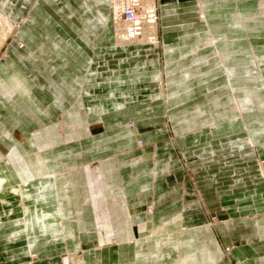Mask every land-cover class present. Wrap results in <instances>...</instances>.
Here are the masks:
<instances>
[{
    "label": "crops",
    "instance_id": "crops-1",
    "mask_svg": "<svg viewBox=\"0 0 264 264\" xmlns=\"http://www.w3.org/2000/svg\"><path fill=\"white\" fill-rule=\"evenodd\" d=\"M31 1L0 0V8L3 6L0 11L7 15L9 24L19 25L18 21L22 20L24 23L16 34L23 46L19 47L14 36L9 38L2 48L7 52V60L0 63V81L7 87L0 89V153H4L0 161V255L4 251L11 256L22 249L26 252L22 257L0 261V264H12L25 258L23 263H27L31 253H58L59 245L50 244L58 234L63 244L60 246L66 252L63 264L68 255L81 256L83 264H264V215L258 217L259 238H249L247 243L224 256L209 224L205 200L210 196L197 192L187 180L182 181L180 192L175 194V188L158 175L162 172L155 166L156 180L151 193L146 196L138 192L139 195L132 196L125 173L145 170L150 163L147 159H152L153 153L144 154L141 165H136V160L130 164L123 162L116 152L107 151L102 157L96 153L94 172L99 185L93 193L94 188L87 187L85 172L62 169L71 164L72 156H56L54 152L65 146L43 149L35 144L32 132L38 136L55 126L45 127L40 132H35L34 127L52 124L62 109H71L72 105L65 103L79 93V83L88 70L96 66L94 63L110 58L114 61L125 53L129 59L147 60L158 50L140 45L121 50L116 46L108 10L111 0H49L53 9L46 8L45 2L50 3L47 0ZM20 2V9L16 10ZM158 2L161 5L160 34L165 46L161 48L162 54L172 46L168 36L174 29L194 30L197 34L206 31L209 39L217 40L213 46L230 89L228 94L236 101L241 114L236 120L259 140L257 136L264 131V0ZM198 11L204 16L202 21L196 18ZM26 12H30L27 18ZM61 95H68L67 101H63ZM162 101L161 104L168 106V100ZM157 102L161 101L135 105L130 110L133 114L126 111V119L121 116V110L102 114L99 125L108 132L107 137H103L105 134L93 137L95 144L100 142L97 149L103 151L113 143V152L116 145L134 143L136 138L132 131H143L140 136L143 140H153L163 134L153 127L163 125L164 119L147 112L160 109ZM232 110L230 102L231 113ZM168 115L166 111L165 116ZM182 119L185 122L189 118ZM231 119L228 117L226 122L236 121ZM127 120L133 121L134 129L128 126ZM119 127L131 131L128 137H121ZM148 128L151 130H146ZM12 151L21 162V170L13 160ZM85 153L84 150L78 152L82 160L86 159ZM155 157L157 160L158 156ZM255 186L239 194L249 197L248 192L262 193V202L257 200L256 205H263L264 190ZM257 186L264 188V182H258ZM32 188L38 191L36 195L40 199L41 196L51 197L52 192L53 201H46L53 205L50 211L47 206V209L40 206L44 201L30 195L37 192L30 193ZM149 204L156 207V213L137 212L138 207ZM176 206L180 211L176 217L169 219L159 213L164 209L169 213ZM177 221L178 225L173 224ZM158 223L161 233L156 236ZM45 258L39 260L45 261Z\"/></svg>",
    "mask_w": 264,
    "mask_h": 264
},
{
    "label": "rangeland",
    "instance_id": "rangeland-1",
    "mask_svg": "<svg viewBox=\"0 0 264 264\" xmlns=\"http://www.w3.org/2000/svg\"><path fill=\"white\" fill-rule=\"evenodd\" d=\"M32 1L35 3L37 0ZM151 1L157 2L159 6V25L157 29L159 44L155 47L151 44L140 46H149L158 51L152 52L153 55L147 60H142L140 57L129 59L125 53L123 57L118 56L114 61L110 58L94 63L96 66L89 69L85 79L79 83V93L74 94L73 100L67 101L68 95H61L63 101H67L65 104L72 105L71 109H62L52 124L34 127L35 132H40L45 127L55 126L50 131L41 133L38 136H36L37 133L32 132V138H34L35 144L43 149L65 146L64 149L54 152L56 156L65 154L72 156L71 164L62 169L85 172L87 187L90 190L93 187V193L99 185L96 172H94L96 159L93 158H95L96 153L102 157L107 154V151L116 152L115 154L123 162L129 161L128 164H130L136 160V165L142 164L141 157L144 154L149 153L152 155L153 153L152 159H147L150 163L145 170L142 168L125 173V180L129 183L132 196L139 195L138 192L146 196L151 193L152 183L156 180L155 166L160 167L159 171L162 173H158V175L163 176V180L169 186L175 188V194L180 192L182 181L187 180V184L194 187L197 192H204L206 197L210 196L205 200L209 211V224L216 237V245L225 256L235 247L247 243L249 238L256 240L259 238L257 236L260 222L258 217L264 215V203L263 205H256V201L262 202V193L258 195L255 191L248 192L250 193L249 197H246L245 193H239L255 185V187L264 190L262 186H257L258 182H264V131H261L263 135L257 136L258 140L255 138V134L251 135V131H246L240 125V122L236 120L241 117V114L235 103L236 101L228 94L230 89L213 46L217 40L209 39L206 31H199L200 34H197L194 30H183L182 28L171 30L168 38H170L172 46L168 47L169 51L166 54H164L165 52L162 54L161 50L165 46L162 34H160L161 5L158 0ZM194 1L197 2V0ZM49 2H45L46 8L53 9L51 1ZM1 4L3 5V1ZM115 5L111 0L108 10L114 27L116 46L121 50H129L127 48L130 46L137 47L139 44H132L133 40H131L130 45H127L129 47H121L122 44H118L121 38L119 34L121 33L118 34V26L115 27L114 25L116 17L113 6L115 7ZM20 6L21 2L16 6V10L20 9ZM28 10H31V7ZM0 13L5 15L1 11ZM29 13L26 12L25 18L29 16ZM171 16H174V14ZM196 16L198 21L204 19L200 11L196 13ZM0 21H2L1 18ZM18 22L19 25L13 22L15 26L7 21L3 22L8 27L4 28L0 34V63L7 60V52L2 48L5 47V41L9 38L11 39L14 36L15 41L19 42V47L23 46L16 34H18V29L21 27L20 24L24 25V23L23 20ZM180 39L183 41L181 42ZM142 40L147 41V39ZM1 88L7 89L2 81H0ZM162 99L168 100L167 110L161 104L164 102ZM156 101H161L157 102L160 109L152 110V112L148 109L147 112L153 117L164 119L163 125L153 127L154 130H162L163 134L156 135L153 140H143L140 139L143 131H132L136 138L134 143L124 142L119 147L115 144L117 148L112 152L114 144L108 139L109 142L106 141V143L112 145L107 144L108 146L103 151L97 149L100 142L95 144L93 137L103 134H105L103 137H107L108 132L106 127L103 129L102 125H99V118L102 114L121 110L123 113L121 116L126 119V111L132 110L135 105L146 102L156 103ZM230 102L233 103V114L230 111ZM214 105H216V108H212ZM166 111L169 113L168 116H165ZM130 112L133 114V111ZM140 112L144 113L143 110H140ZM135 115L137 116V114ZM186 117L189 119L182 122V118ZM228 117L236 121L226 122ZM127 122L130 128H135L133 121L127 120ZM126 128L119 127L117 129L121 137L126 136L127 133L130 134L131 131L128 132ZM159 136H163L165 140H160ZM102 143L106 145V143ZM119 148L120 152L117 151ZM79 150L80 153L82 150H84V153L88 152L85 153L86 159L82 160L81 154L79 157ZM12 153L17 168L21 170V162L13 151ZM162 154L163 156H159ZM155 155L158 156L157 160ZM3 157L4 153H0V161ZM154 161L161 163L156 165ZM42 181L40 180V182ZM247 182L251 185L248 186ZM42 187L45 189L44 185ZM36 191L32 188L30 193ZM48 191H50V188ZM37 193L38 191L30 195L35 198L39 197V200L44 201L45 205L40 203V206L42 205L45 209H47L45 207L47 206V210L52 209L53 205L46 202L53 201L55 196L52 195V192L49 194L51 197L43 198L41 196V199L40 196L36 195ZM175 198L177 200L178 195ZM95 199L98 200L99 198L96 197ZM244 204L248 205L243 206ZM174 209L169 211L171 214L164 211L165 209L159 210V213L166 214L165 216L170 219L174 215L175 217L179 215L180 211L177 206ZM137 212L153 215L157 211L153 204H149L138 207ZM178 223L179 221L173 224L178 225ZM160 226V223L155 226L156 236L161 233ZM52 240L54 242L52 241L51 245H59L60 251L58 253L48 255L31 253L27 263H23L27 259L25 258L22 261H20L21 259L18 262L13 261L12 264H36L38 261L44 264L54 262L55 264H63L66 252L61 247L63 245L62 239L58 234ZM22 250L15 256L13 255L15 258L4 251L0 255V261H12L22 257L26 253L24 249ZM40 257L49 259L45 258V261H41L39 260ZM70 257L72 256L68 255L65 259V264H67Z\"/></svg>",
    "mask_w": 264,
    "mask_h": 264
},
{
    "label": "built area",
    "instance_id": "built-area-1",
    "mask_svg": "<svg viewBox=\"0 0 264 264\" xmlns=\"http://www.w3.org/2000/svg\"><path fill=\"white\" fill-rule=\"evenodd\" d=\"M120 2L123 8L120 13V19L124 23L129 24L132 37L142 40L146 35V31L151 30L149 34L154 36L158 43L159 6L157 2L155 3L151 0L147 1V3L145 0H120ZM149 34L147 37L152 38ZM142 43L148 45V42H141L139 44Z\"/></svg>",
    "mask_w": 264,
    "mask_h": 264
},
{
    "label": "bare ground",
    "instance_id": "bare-ground-1",
    "mask_svg": "<svg viewBox=\"0 0 264 264\" xmlns=\"http://www.w3.org/2000/svg\"><path fill=\"white\" fill-rule=\"evenodd\" d=\"M145 1L147 3V1H149V0H145ZM113 4H116L115 7H114L115 17H116L114 25H115V27L118 26V34L121 33V34H119V35H121V38L119 39V41L117 40L119 42L118 43L119 45L122 44L121 47L130 45L131 40H133V42H135V43H132V44H136L137 42H138V44L141 43V42H144V43L148 42V44H151L154 47L159 44V43H157L156 38L154 36H152L151 34H149V32L151 30L146 31V35L143 38V39H147V41H145V40L141 41V40H138L137 38L132 37V35L130 33V29H129L130 28L129 24L128 23H124L120 19V13L123 10L120 0H114ZM0 18L2 20V21H0V34H1L3 32V29L8 27L3 22H6L8 20H7L6 16L1 14V13H0ZM148 34L150 36H152V38H148L147 37ZM139 45H144V44L142 43V44H139ZM67 264H83L82 257L81 256H72V257L69 258V261L67 262Z\"/></svg>",
    "mask_w": 264,
    "mask_h": 264
}]
</instances>
